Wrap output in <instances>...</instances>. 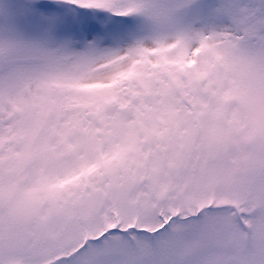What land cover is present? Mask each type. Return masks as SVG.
Here are the masks:
<instances>
[{
  "label": "snow or ice",
  "instance_id": "snow-or-ice-1",
  "mask_svg": "<svg viewBox=\"0 0 264 264\" xmlns=\"http://www.w3.org/2000/svg\"><path fill=\"white\" fill-rule=\"evenodd\" d=\"M0 264H264V0H0Z\"/></svg>",
  "mask_w": 264,
  "mask_h": 264
}]
</instances>
